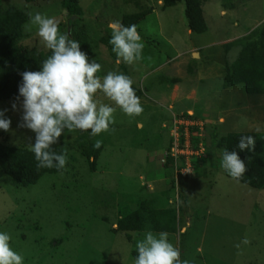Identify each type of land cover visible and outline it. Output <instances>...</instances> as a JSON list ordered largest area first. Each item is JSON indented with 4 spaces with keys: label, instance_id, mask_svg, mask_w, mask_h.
Masks as SVG:
<instances>
[{
    "label": "rangeland",
    "instance_id": "374dc122",
    "mask_svg": "<svg viewBox=\"0 0 264 264\" xmlns=\"http://www.w3.org/2000/svg\"><path fill=\"white\" fill-rule=\"evenodd\" d=\"M66 1L0 0V6L25 15L22 47L46 50L35 27L25 29L29 12L54 17L70 39L83 37L89 61L102 66L97 75L129 76L143 112L128 116L117 108L115 123L97 136L65 129L51 145L67 152L65 169L32 185L21 186L0 170V231L10 234L13 250L24 264H133L136 242L148 231L159 233L147 219L141 231L116 229L121 207H139L143 213L169 209V241L190 264H264V186L254 189L228 177L219 143L230 131H264V93L247 94L242 84L221 86L238 52L223 44L261 24L264 0H234L229 9L220 0H201L202 33L187 27L182 0L168 7L161 0H73L79 14L69 13ZM139 11H148L134 24L145 45L143 58L118 64L108 25ZM96 99L115 107L101 92ZM0 110L11 120L9 131L0 130V144H34L35 134L18 127L20 101L0 100ZM186 113L203 121L206 151L181 173L165 155L166 127L172 115ZM96 140L102 145L90 168L83 151ZM245 237L250 244L241 243Z\"/></svg>",
    "mask_w": 264,
    "mask_h": 264
},
{
    "label": "clouds",
    "instance_id": "9594fccd",
    "mask_svg": "<svg viewBox=\"0 0 264 264\" xmlns=\"http://www.w3.org/2000/svg\"><path fill=\"white\" fill-rule=\"evenodd\" d=\"M29 23L25 29H36V35L43 46L50 51L40 64L39 71L20 73L22 82L18 86L17 100L22 111L18 127L31 130L35 134L34 144L29 149L34 153L38 168L65 169L67 152L57 154L51 145L57 143L65 129L68 132L86 131L92 136L107 132L115 123L114 113L119 108L128 116H139L143 112L140 97L136 95L132 79L117 71H108L103 77L97 75L101 64L95 59L89 61L80 49V42L61 33L54 17L40 12L28 13ZM109 44L117 56L116 63L123 60L133 63L143 58L145 47L136 25H123L112 21ZM101 92L115 107L96 99ZM22 98V100L20 99ZM16 110V103L12 104ZM6 110H0V130H10L11 120L5 117ZM258 131V129H257ZM101 140L93 144L95 149ZM254 145L251 135H241L236 148L243 151ZM221 168L229 177L239 181L246 173L245 162L234 150H221ZM11 236L0 231V264H24V257L13 250ZM242 244H250L246 237ZM237 248L240 244L236 245ZM137 256L133 264H190L181 259L178 247L169 241V233L148 231L136 242Z\"/></svg>",
    "mask_w": 264,
    "mask_h": 264
},
{
    "label": "trees",
    "instance_id": "16d2710c",
    "mask_svg": "<svg viewBox=\"0 0 264 264\" xmlns=\"http://www.w3.org/2000/svg\"><path fill=\"white\" fill-rule=\"evenodd\" d=\"M178 1L181 0H161V5L168 7ZM182 1L185 6L184 17L187 27L194 33L204 32L206 25L200 7L201 0ZM220 4L222 8L229 9L235 7L236 2L234 0H220ZM64 5L69 13H80V8L73 0L66 1ZM147 13L148 11L124 13L120 17V22L125 26L132 25L142 20ZM25 19L23 12L14 6H0V100L16 99L19 95L18 86L22 82L20 73L26 70L39 71L41 62L50 55L48 49L43 51L33 47H22L18 44L21 26ZM78 41L84 49L83 52L87 54L85 39L80 37ZM223 46L226 49L238 47V52L236 58L229 63L222 77L221 86L225 88L242 84L244 92L247 94H263L264 20L246 34L224 43ZM133 88L136 95L139 96L140 90ZM241 135L253 136L254 145L243 151L236 148ZM219 143L223 149L236 151L246 164L245 175L239 181H235L254 189L262 188L264 186V131H230L220 136ZM51 148L57 154L62 153L60 147ZM99 150L100 148L95 149L93 145H86L83 152L89 160L90 168H93V162ZM196 160L192 161V167L195 166ZM0 170L21 186L34 184L45 173L54 174L61 171L55 167L38 168L34 153L29 148L4 144H0ZM224 173L227 175L225 171ZM117 216L115 224L116 229L120 231H141L145 219L148 220L153 231H172L169 209L148 208L143 213L139 207L132 210L121 207ZM131 255L133 258L137 256L136 248L131 250Z\"/></svg>",
    "mask_w": 264,
    "mask_h": 264
},
{
    "label": "built area",
    "instance_id": "2783aa9c",
    "mask_svg": "<svg viewBox=\"0 0 264 264\" xmlns=\"http://www.w3.org/2000/svg\"><path fill=\"white\" fill-rule=\"evenodd\" d=\"M168 143L165 155L175 172H188L192 161L200 158L205 150L203 126L200 117L192 113L172 115L167 122ZM165 126V124H162Z\"/></svg>",
    "mask_w": 264,
    "mask_h": 264
}]
</instances>
